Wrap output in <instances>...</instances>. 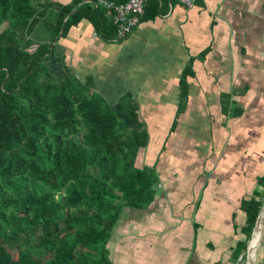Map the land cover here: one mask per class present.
Instances as JSON below:
<instances>
[{
    "label": "crops",
    "instance_id": "1",
    "mask_svg": "<svg viewBox=\"0 0 264 264\" xmlns=\"http://www.w3.org/2000/svg\"><path fill=\"white\" fill-rule=\"evenodd\" d=\"M163 8L122 43L83 22L61 44L106 101L133 95L150 137L135 165L155 171L154 202L122 212L111 263L228 264L245 237L243 203L264 188V0Z\"/></svg>",
    "mask_w": 264,
    "mask_h": 264
},
{
    "label": "trees",
    "instance_id": "2",
    "mask_svg": "<svg viewBox=\"0 0 264 264\" xmlns=\"http://www.w3.org/2000/svg\"><path fill=\"white\" fill-rule=\"evenodd\" d=\"M172 1L150 0L141 23ZM83 2L0 0V264H112L122 212L154 202L155 171L135 165L150 137L133 95L106 101L60 47L83 22L105 42L130 38L118 40L114 14ZM182 91L184 105L186 80ZM257 198L243 203L235 262L256 227Z\"/></svg>",
    "mask_w": 264,
    "mask_h": 264
},
{
    "label": "built area",
    "instance_id": "3",
    "mask_svg": "<svg viewBox=\"0 0 264 264\" xmlns=\"http://www.w3.org/2000/svg\"><path fill=\"white\" fill-rule=\"evenodd\" d=\"M97 8L108 10L114 14V21L118 27V40H125L135 32L141 25V19L145 15L147 4L150 0H130L127 4L119 5L112 0H91ZM188 8H193L198 0H178ZM264 251V237L260 245V250ZM246 257V258H245ZM228 264H247V252L241 256L240 262H230Z\"/></svg>",
    "mask_w": 264,
    "mask_h": 264
},
{
    "label": "water",
    "instance_id": "4",
    "mask_svg": "<svg viewBox=\"0 0 264 264\" xmlns=\"http://www.w3.org/2000/svg\"><path fill=\"white\" fill-rule=\"evenodd\" d=\"M263 210H264V205H263V207H262V209L260 211V214L258 216L257 224H256V227L254 229L252 238H251V240L248 243V248H247V264H257L258 263L257 262L258 253H259L260 245H261L262 240H263V237H264V224L262 225L261 232H260L259 238L257 240V244L255 246H252L251 245V242L254 239L256 230H257L258 225H259V220L262 217Z\"/></svg>",
    "mask_w": 264,
    "mask_h": 264
},
{
    "label": "rangeland",
    "instance_id": "5",
    "mask_svg": "<svg viewBox=\"0 0 264 264\" xmlns=\"http://www.w3.org/2000/svg\"><path fill=\"white\" fill-rule=\"evenodd\" d=\"M90 2H92L91 0H89ZM94 3V2H93ZM63 44V43H62ZM60 47L62 48L63 46L60 45ZM62 62L60 59H56L55 61H52L50 62L51 66H52V70L55 71V72H60L61 70H63V65H62ZM68 63V62H66ZM263 187H264V182H263ZM259 200L260 202L263 203L264 205V188L263 190L259 193ZM263 207V206H262ZM262 209V208H261ZM264 256V251L261 250L259 251L258 253V258H257V264H262L263 263V259L262 257Z\"/></svg>",
    "mask_w": 264,
    "mask_h": 264
},
{
    "label": "bare ground",
    "instance_id": "6",
    "mask_svg": "<svg viewBox=\"0 0 264 264\" xmlns=\"http://www.w3.org/2000/svg\"><path fill=\"white\" fill-rule=\"evenodd\" d=\"M264 224V210H263V213H262V217L261 219L259 220V225H258V228L256 230V233H255V236H254V239L253 241L251 242V245L252 246H255L257 244V240L259 238V235H260V232H261V228H262V225Z\"/></svg>",
    "mask_w": 264,
    "mask_h": 264
}]
</instances>
